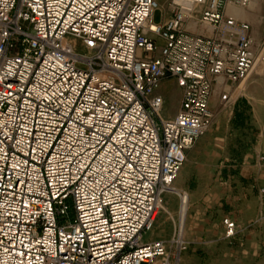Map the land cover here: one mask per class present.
Segmentation results:
<instances>
[{
  "label": "built area",
  "instance_id": "1",
  "mask_svg": "<svg viewBox=\"0 0 264 264\" xmlns=\"http://www.w3.org/2000/svg\"><path fill=\"white\" fill-rule=\"evenodd\" d=\"M254 1L169 0L156 23L158 0H0V264H179L186 190L171 237H145L213 97L264 63L229 11Z\"/></svg>",
  "mask_w": 264,
  "mask_h": 264
},
{
  "label": "rangeland",
  "instance_id": "2",
  "mask_svg": "<svg viewBox=\"0 0 264 264\" xmlns=\"http://www.w3.org/2000/svg\"><path fill=\"white\" fill-rule=\"evenodd\" d=\"M258 1L255 10L250 7L239 8L245 9L251 15L253 22H250L255 23L258 32L263 33L264 0ZM159 2L160 6L154 13L156 23H161L163 17L167 18L170 13L169 0H159ZM259 64L264 67V63ZM232 89L236 97L233 103L224 106L216 99L211 103L213 122L188 150L186 160L174 183V187L178 189L183 187L184 182L189 186L186 190L189 194V202L184 225L187 245L181 254L179 264H246L240 259L242 254L236 252L238 248H245L251 242L257 244L258 248H264V232L252 238L235 237L233 240V236L226 237L223 219L231 208L229 203L224 202V191H227L225 187L230 182L229 173L221 174L222 189L217 197L218 203L208 206L205 201V204H199L207 187L213 185L214 166L233 164L240 169L247 167V175L252 176L253 179L264 164L257 149L259 132L264 127V74H257L254 70L246 81L235 84ZM159 91L166 99L164 115L170 118L178 110L181 92L174 79L164 80ZM234 176L240 179L239 169ZM179 209L178 195L173 191L166 192L156 213L153 228L148 232L145 240L170 238L180 215ZM211 248L222 249L220 261L209 260L211 255L213 257ZM224 248H234L233 256L236 258L231 260L232 254L225 253Z\"/></svg>",
  "mask_w": 264,
  "mask_h": 264
},
{
  "label": "crops",
  "instance_id": "3",
  "mask_svg": "<svg viewBox=\"0 0 264 264\" xmlns=\"http://www.w3.org/2000/svg\"><path fill=\"white\" fill-rule=\"evenodd\" d=\"M159 1V0H158ZM160 3V2H159ZM258 0H255L250 8L255 10L258 7ZM229 11L238 18L246 20L251 25V37L253 38L255 44L258 46L262 44L264 41V32H258L255 23H251L252 21L251 15L245 11V9L230 7ZM170 13L168 14V17ZM253 22V21H252ZM257 74H264V67L260 66L255 69ZM219 100L218 94L214 96L211 103L214 100ZM216 101V102H217ZM211 107L213 105L211 104ZM258 155L263 158L264 161V127L260 129L259 132V140H258ZM239 173L241 177L240 179H236L234 176L235 173ZM229 173V184L225 187L227 191H224V202L229 203L230 211L225 214V217H229L233 221L236 222L237 230L235 235L233 236V240L235 237H246L252 238L261 235L264 232V197L261 193V190L264 188V164L261 167L260 172H256L253 179L252 176H248V168L244 167L243 169L235 166L233 164L227 166H214L212 168L213 174V185L212 187L208 186L206 193H203V200H199V204H205L207 201V205H216L218 203V195L222 189V173ZM183 187L181 189L187 190L189 187L184 182ZM224 189V190H225ZM206 195V196H205ZM207 199V200H206ZM213 253V257H209L210 261H220L222 258L221 248H211ZM225 253H231V260H234L236 257L233 256L234 248H224ZM238 254H242L240 259L244 260L246 264H264V248H258L257 244H253L252 242L249 245H246L245 248H238L236 250ZM218 254V255H216ZM213 258V259H212Z\"/></svg>",
  "mask_w": 264,
  "mask_h": 264
},
{
  "label": "bare ground",
  "instance_id": "4",
  "mask_svg": "<svg viewBox=\"0 0 264 264\" xmlns=\"http://www.w3.org/2000/svg\"><path fill=\"white\" fill-rule=\"evenodd\" d=\"M250 6H251V5H250ZM250 6H249V7H250ZM187 27L195 29V28L193 27V24H192V23H189V24L187 25ZM85 52H87V51H85ZM261 64H262V63H261ZM260 66H263V65L258 64V65L255 67V69L258 68V67H260ZM234 94H235V93H234ZM176 189H177V188H175L174 185H173V187H172L171 189L167 190L166 192L173 191V192H175V193L177 194ZM166 192H165V193H166ZM180 212H181V218L184 219V217H185V213H186V206H182Z\"/></svg>",
  "mask_w": 264,
  "mask_h": 264
}]
</instances>
